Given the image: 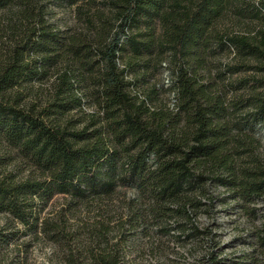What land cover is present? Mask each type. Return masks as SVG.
<instances>
[{"label": "trees", "instance_id": "16d2710c", "mask_svg": "<svg viewBox=\"0 0 264 264\" xmlns=\"http://www.w3.org/2000/svg\"><path fill=\"white\" fill-rule=\"evenodd\" d=\"M17 1L0 0V138L17 148L40 175L24 180L0 176V212L31 226L38 219L39 203L48 202L54 194L85 199L114 188L117 152L107 144L104 132L94 135L88 128L69 129L47 120L82 105L73 92L76 75L83 69L98 89L115 135L122 143L130 139L131 149H137L126 164L129 176L154 186L166 203L177 204L176 209L168 208L170 212L184 213L189 221L194 219L191 200L179 198L195 182L194 166L205 163L221 165L226 173L218 174L217 181L236 190L239 197L251 199L264 194L260 167L256 165L240 174L232 170L225 126L219 121L223 102L219 96L212 97L198 75V67L204 68L212 53L231 47L247 59H254L264 72V26L232 33L216 29L215 24L235 0H110L108 3L119 9V23L113 34L115 25L110 28L105 39L104 25L96 38L86 34L62 35L32 9L21 11L18 21H13L6 10ZM258 4L260 13L264 12V0ZM156 20L161 28L159 34ZM133 28L136 31L130 32ZM124 51L130 54L131 61L120 67L117 60ZM154 51L160 63L168 53L178 63L175 87L179 111L194 110L193 143L180 136H165L168 109H155L142 92L136 91L134 79L130 78L132 60L153 55ZM63 55L71 56V65L59 74L60 102L50 104L43 112L21 106L18 101L26 90L25 84L41 79ZM190 59L196 63L195 70ZM12 93L13 97H9ZM260 94L258 112L264 121V91ZM151 155L159 158L152 172L147 167ZM199 179L204 181L203 175ZM208 232L193 223L184 238L209 235ZM2 241L4 235L0 232ZM124 257L121 251L103 248L90 253V264H124ZM177 264L223 262L218 252L212 251L204 253L200 262Z\"/></svg>", "mask_w": 264, "mask_h": 264}, {"label": "rangeland", "instance_id": "374dc122", "mask_svg": "<svg viewBox=\"0 0 264 264\" xmlns=\"http://www.w3.org/2000/svg\"><path fill=\"white\" fill-rule=\"evenodd\" d=\"M109 1L18 0L6 13L9 19L18 21L21 11L35 10L65 36L86 34L96 38L104 25L105 39L110 28L115 25L113 34L119 23V9ZM258 3L259 0H235L215 24L216 29L232 33L264 26V12L260 13ZM155 24L159 34V21ZM135 31V28L130 30ZM156 53L132 60L130 78L134 79L136 91L142 92L155 109L166 110L168 91L162 86L163 63H167L174 77L178 63L169 53L160 63ZM130 57L124 51L120 55L121 63L130 62ZM68 62L71 63V56L63 55L41 79L25 84L19 104L43 112L50 104L60 102L59 74L71 65ZM189 63L195 70V61L190 59ZM198 75L212 97L219 96L223 102L219 121L225 126L226 148L234 163L232 170L240 174L257 165L264 173V121L258 112L264 72L254 59H247L231 47L212 53L205 67H198ZM74 83L73 93L82 105L47 120L69 129L88 128L94 135L103 131L107 144L117 152L113 175L116 184L111 191L91 194L85 199L54 194L48 202L39 203L38 219L31 226L0 212V232L4 235L0 264H69L70 261L90 264V253L103 248L124 253V264L195 263L200 262L204 253L212 251L218 252L223 264H264V194L251 199L239 197L236 190L217 181L216 176L226 173L225 169L205 163L194 166L195 182L179 198L191 200L194 219L189 221L184 213L170 212L168 208L176 209L177 204L166 203L154 186L141 184L129 176L126 164L137 149H131L130 139L122 143L115 135L98 89L84 69L76 75ZM130 91L136 97L135 91ZM167 111L165 136L169 139L180 136L192 142L194 110ZM158 163V156L151 155L147 167L152 172ZM4 175L24 180L38 177L40 171L17 148L0 138V176ZM200 175L204 177L202 182ZM193 223L208 230L209 235L185 239Z\"/></svg>", "mask_w": 264, "mask_h": 264}, {"label": "built area", "instance_id": "2783aa9c", "mask_svg": "<svg viewBox=\"0 0 264 264\" xmlns=\"http://www.w3.org/2000/svg\"><path fill=\"white\" fill-rule=\"evenodd\" d=\"M117 62L120 67H124L120 59H118ZM163 65L164 72L162 74V86H164L168 91V100L166 103V108L172 112H177L179 111V93L175 87L176 78L173 76L171 69L168 68L167 63L164 62Z\"/></svg>", "mask_w": 264, "mask_h": 264}]
</instances>
